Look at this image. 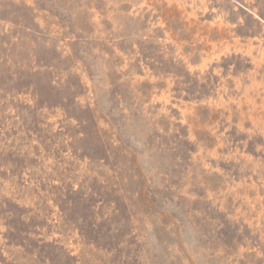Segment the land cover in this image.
Returning <instances> with one entry per match:
<instances>
[{
  "label": "rangeland",
  "instance_id": "1",
  "mask_svg": "<svg viewBox=\"0 0 264 264\" xmlns=\"http://www.w3.org/2000/svg\"><path fill=\"white\" fill-rule=\"evenodd\" d=\"M0 264H264V0H0Z\"/></svg>",
  "mask_w": 264,
  "mask_h": 264
}]
</instances>
